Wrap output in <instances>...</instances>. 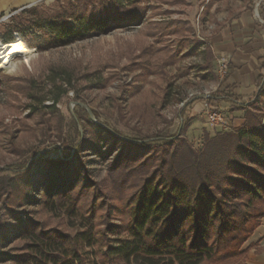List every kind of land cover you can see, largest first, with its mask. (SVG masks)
Listing matches in <instances>:
<instances>
[{
  "label": "rangeland",
  "instance_id": "374dc122",
  "mask_svg": "<svg viewBox=\"0 0 264 264\" xmlns=\"http://www.w3.org/2000/svg\"><path fill=\"white\" fill-rule=\"evenodd\" d=\"M32 4L50 10L56 2L0 0V34L11 16ZM137 4L141 20L67 46L51 48L34 33L0 44L8 46L6 51L23 46L35 50L12 71L1 69L0 61V264H9L6 260L24 245L10 209L22 218L71 232L66 213L52 212L45 203L43 183L52 171L50 162L76 151L78 158H67L70 164L60 172V182L82 184L88 173L100 190L113 194L108 169L118 152L111 151L115 140L100 125L123 137L154 143L180 134L186 122L184 135L198 150L207 134L214 137L241 129L244 113L235 105L218 107L227 117L228 130L211 126L203 109L193 110L197 102L212 103L218 84L227 77L218 74L209 39L228 19L250 8L264 26V0H139ZM259 105V111L255 107L248 111L260 112V121L264 96ZM245 116L250 118L249 112ZM36 158L43 163L32 167L28 198L22 185L15 191L21 195L14 192L17 198L5 204L3 186Z\"/></svg>",
  "mask_w": 264,
  "mask_h": 264
},
{
  "label": "trees",
  "instance_id": "16d2710c",
  "mask_svg": "<svg viewBox=\"0 0 264 264\" xmlns=\"http://www.w3.org/2000/svg\"><path fill=\"white\" fill-rule=\"evenodd\" d=\"M54 1V9L37 5L11 16L3 25L0 44L34 33L51 48L63 47L143 17L139 0ZM262 69L259 96H264V64ZM234 100L238 110L261 109L258 98H251L247 107ZM249 114L259 122L260 112ZM258 125L247 122L236 132L207 134L200 150L184 135L186 122L180 134L154 143L100 125L115 140L111 151L118 152L108 169L113 194L100 190L88 173L82 184L60 182V172L70 164L67 158H78L76 151L50 162L52 171L43 183L45 203L52 212L66 213L71 232L22 218L10 209L24 245L6 261L245 264V245L264 219V126ZM40 163L36 158L30 166L25 164L12 183L3 186L5 204L21 195L15 191L22 185L28 198L32 167Z\"/></svg>",
  "mask_w": 264,
  "mask_h": 264
},
{
  "label": "crops",
  "instance_id": "0c3cea01",
  "mask_svg": "<svg viewBox=\"0 0 264 264\" xmlns=\"http://www.w3.org/2000/svg\"><path fill=\"white\" fill-rule=\"evenodd\" d=\"M252 9L241 11L233 19H228L209 39L210 55L216 63L221 59L228 61L226 80L218 84V91L212 96V104L217 107L234 105V99L245 103L247 107L251 98H258V101L263 99L258 94L264 64V26L258 22ZM227 15L226 18L229 17ZM203 107V102H197L193 112H198ZM248 109L251 110V107L239 111L244 113L239 120L241 129L245 128L247 122L257 126L261 121L258 126H264V116L259 122L251 114L247 119L246 112L253 113ZM245 247L248 249L245 264H264V219Z\"/></svg>",
  "mask_w": 264,
  "mask_h": 264
},
{
  "label": "built area",
  "instance_id": "2783aa9c",
  "mask_svg": "<svg viewBox=\"0 0 264 264\" xmlns=\"http://www.w3.org/2000/svg\"><path fill=\"white\" fill-rule=\"evenodd\" d=\"M218 65V73L220 77H226L228 73V61L226 59H221L219 60ZM202 112L206 116L207 122L211 126L219 127L224 130L229 129L230 126L227 117L225 116V114H223V112H221V110L216 105L205 102Z\"/></svg>",
  "mask_w": 264,
  "mask_h": 264
},
{
  "label": "bare ground",
  "instance_id": "6f19581e",
  "mask_svg": "<svg viewBox=\"0 0 264 264\" xmlns=\"http://www.w3.org/2000/svg\"><path fill=\"white\" fill-rule=\"evenodd\" d=\"M7 47L8 46L0 48V61H2L1 69L3 70H14L18 61H28L32 57L33 53H35L34 49L23 47H17L14 50L6 51Z\"/></svg>",
  "mask_w": 264,
  "mask_h": 264
},
{
  "label": "water",
  "instance_id": "95a60500",
  "mask_svg": "<svg viewBox=\"0 0 264 264\" xmlns=\"http://www.w3.org/2000/svg\"><path fill=\"white\" fill-rule=\"evenodd\" d=\"M42 1V0H41ZM40 2V1H39ZM38 3V2H37ZM34 4H32V6H33Z\"/></svg>",
  "mask_w": 264,
  "mask_h": 264
}]
</instances>
